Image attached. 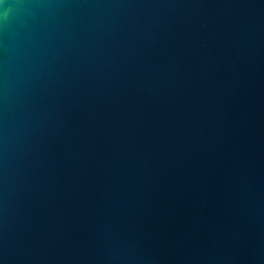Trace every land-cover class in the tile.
Listing matches in <instances>:
<instances>
[{
	"label": "water",
	"instance_id": "95a60500",
	"mask_svg": "<svg viewBox=\"0 0 264 264\" xmlns=\"http://www.w3.org/2000/svg\"><path fill=\"white\" fill-rule=\"evenodd\" d=\"M0 264H264V0H0Z\"/></svg>",
	"mask_w": 264,
	"mask_h": 264
}]
</instances>
